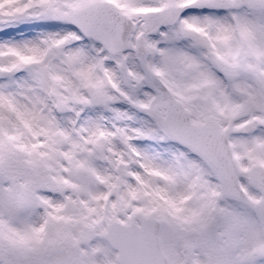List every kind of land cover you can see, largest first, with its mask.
Masks as SVG:
<instances>
[{
	"label": "snow or ice",
	"instance_id": "6c2138e0",
	"mask_svg": "<svg viewBox=\"0 0 264 264\" xmlns=\"http://www.w3.org/2000/svg\"><path fill=\"white\" fill-rule=\"evenodd\" d=\"M0 264H264V0H0Z\"/></svg>",
	"mask_w": 264,
	"mask_h": 264
}]
</instances>
